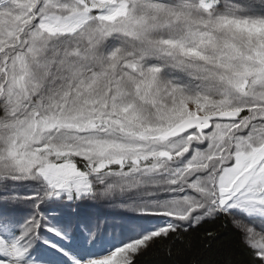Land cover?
Returning <instances> with one entry per match:
<instances>
[{"label":"snow or ice","instance_id":"6c2138e0","mask_svg":"<svg viewBox=\"0 0 264 264\" xmlns=\"http://www.w3.org/2000/svg\"><path fill=\"white\" fill-rule=\"evenodd\" d=\"M220 216L264 264V0H0V264Z\"/></svg>","mask_w":264,"mask_h":264},{"label":"trees","instance_id":"16d2710c","mask_svg":"<svg viewBox=\"0 0 264 264\" xmlns=\"http://www.w3.org/2000/svg\"><path fill=\"white\" fill-rule=\"evenodd\" d=\"M208 232L215 239H205ZM183 241H157L136 258V264H250L248 250L229 217L207 221L188 232Z\"/></svg>","mask_w":264,"mask_h":264},{"label":"rangeland","instance_id":"374dc122","mask_svg":"<svg viewBox=\"0 0 264 264\" xmlns=\"http://www.w3.org/2000/svg\"><path fill=\"white\" fill-rule=\"evenodd\" d=\"M257 230H259V228H257Z\"/></svg>","mask_w":264,"mask_h":264}]
</instances>
